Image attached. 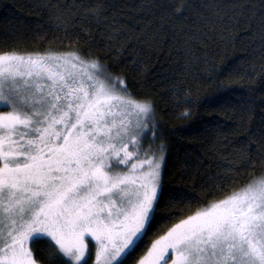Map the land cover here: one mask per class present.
<instances>
[{"label":"snow or ice","instance_id":"1","mask_svg":"<svg viewBox=\"0 0 264 264\" xmlns=\"http://www.w3.org/2000/svg\"><path fill=\"white\" fill-rule=\"evenodd\" d=\"M42 6L62 39H85L87 47L0 48V109H7L0 110V264H38L29 247L38 240L52 247L53 264H87L89 238L94 264H168L169 258L171 264H264V177L181 218L137 258L157 223L190 211L193 196L164 183L167 146L156 143L163 132L154 99L137 98L126 78L95 54L102 47L110 55L130 42L132 20L122 19L111 0ZM148 7L160 14L162 29L187 21L179 32L191 35L236 13L255 15L254 5L239 0H154ZM184 102L196 101L189 95ZM253 103L248 97L241 111H252ZM261 125L256 155L264 159V116ZM252 149L242 146L227 167L251 163ZM232 179L231 173L212 177Z\"/></svg>","mask_w":264,"mask_h":264},{"label":"trees","instance_id":"2","mask_svg":"<svg viewBox=\"0 0 264 264\" xmlns=\"http://www.w3.org/2000/svg\"><path fill=\"white\" fill-rule=\"evenodd\" d=\"M44 2L0 0V48L43 51L67 50L69 44L87 47L85 39H79V43L62 39L64 34L55 31L50 10L42 6ZM153 2L111 0L122 19L132 20L128 25L131 40L118 45L110 55L102 47L95 50L113 66L114 75L126 78L137 98L146 93L154 99L163 132L156 143L167 146L164 183L185 188L193 196L190 211L157 223L137 258L181 218L264 177V159L256 155L261 147L259 129L264 116V16L260 14L264 0H239L254 5L255 15L236 13L231 19L202 26L196 35L179 32L180 24L187 21L162 29L160 14L149 10ZM232 2L215 0L221 5ZM213 66L215 72L211 71ZM217 81L224 87L217 88ZM189 95L195 103L184 102ZM206 97L212 102L205 103ZM248 97L254 101L252 111L242 112L240 106ZM186 111L191 115L184 117ZM249 143L253 145L251 163L241 164L238 171L228 168L237 162L234 153ZM226 173L233 174L234 179L212 180L215 174ZM217 184L222 187L217 188ZM161 211L167 216L170 210L162 206ZM31 250L38 264H53L49 259L53 249L45 240L31 243ZM92 253L87 264H92Z\"/></svg>","mask_w":264,"mask_h":264},{"label":"rangeland","instance_id":"3","mask_svg":"<svg viewBox=\"0 0 264 264\" xmlns=\"http://www.w3.org/2000/svg\"><path fill=\"white\" fill-rule=\"evenodd\" d=\"M0 110H7V109H0ZM147 147V146H145ZM85 244L87 245V255L85 257V259H87L89 252L92 250V256H93V261L92 264H94L95 262V242L93 240L89 239H85ZM29 247L31 248V243H29ZM170 256V253H169ZM168 264H171V258L168 259Z\"/></svg>","mask_w":264,"mask_h":264}]
</instances>
